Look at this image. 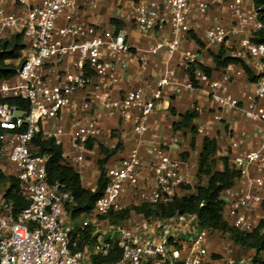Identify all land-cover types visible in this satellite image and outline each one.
<instances>
[{
	"label": "built area",
	"instance_id": "built-area-1",
	"mask_svg": "<svg viewBox=\"0 0 264 264\" xmlns=\"http://www.w3.org/2000/svg\"><path fill=\"white\" fill-rule=\"evenodd\" d=\"M106 1L113 0H14L22 8L18 13L0 7V40L15 34L23 38L14 77L0 80V173L17 182V194L27 203L15 210L6 198L13 192L9 181L0 185V264H218L207 253L210 232L199 229L193 215L161 218L130 211L116 224L102 217L141 204L166 205L194 193L186 189L194 176L179 151V138L150 141L147 123L166 91L175 96L200 91L218 109L237 110L259 126L253 149L240 146L243 131L226 145L224 156L239 176L220 194L223 219L236 231L249 233L264 218V44L251 40L261 28L256 11L245 0H228V24L213 17L202 28L204 47L221 50L230 59L220 78L211 80L197 67L198 50L184 49L182 43L189 39L190 13L206 18L212 1L135 2L129 19L140 33H168L140 50L139 61L161 51L168 61L178 59L153 85L118 90L125 69L120 57L130 51L125 35L113 24L95 27L80 14ZM239 63L254 80L250 91L235 93L233 82L242 74ZM193 66L191 79L179 78ZM9 99L24 101L27 107L8 104ZM95 106L108 119L130 122L136 144L104 166L105 186L90 215L73 218L67 208L69 193L60 183H47V156L37 154L32 139L39 134L42 140H52L64 164L79 166L89 157V144L102 135ZM63 116L68 119L65 125L47 126ZM211 118L222 120L219 114ZM195 131L208 134L207 126ZM101 224H106V232L116 230L117 238L102 243L95 238L78 249L84 233L92 239ZM113 242L120 250L118 258L92 262L94 255H106ZM225 264H264V254L256 261L227 259Z\"/></svg>",
	"mask_w": 264,
	"mask_h": 264
},
{
	"label": "crops",
	"instance_id": "crops-1",
	"mask_svg": "<svg viewBox=\"0 0 264 264\" xmlns=\"http://www.w3.org/2000/svg\"><path fill=\"white\" fill-rule=\"evenodd\" d=\"M34 2L36 0H33ZM145 2L147 0H113L102 3L96 9H82L80 12L82 18L95 27L100 29H108L111 25L110 20H117L121 23V27L118 29L125 35V40L130 48L129 53L120 57V62L125 64V69L122 73L121 83L117 89L121 90L133 84H148L153 83L161 76L164 68L168 64H175L178 56H175L172 60L168 61L167 55L164 51L159 52L155 56L148 57L144 62L139 61V51L150 47L157 39L168 36L165 32L162 35L148 34L144 35L140 33L134 25L130 22L129 13L132 5L135 2ZM212 1L211 9L206 18L201 17L195 11H192L189 15L190 22V34L189 39L182 43V48L188 50H198L199 62L202 67L207 68L210 71L208 75L209 79H219L223 72V67L215 66L213 58L218 55V50L215 48L204 47L202 39V28L206 26L209 19L216 17L223 25L229 22V13L227 10L228 0H207ZM250 6H253L250 0H245ZM0 7L6 11L18 13L22 8L14 2V0H0ZM119 14L121 18H119ZM192 36L200 41L197 44ZM220 59H224L223 54L219 55ZM244 66H246L243 63ZM241 76L234 80L233 90L250 91L252 89V82L247 78L241 64ZM248 69V67H246ZM249 70V69H248ZM180 79L188 78L187 74L183 75L179 73ZM197 109V117L192 121L195 126V130L198 126H207L208 134L206 136L196 133H190L187 129H181L178 131L172 130V124L178 121V115L183 114L187 110ZM95 113L100 118V127L102 131L101 137L90 143V154L86 158L85 162L79 166H71L76 169L80 175L81 185L84 188L93 189L94 183L90 185L88 180L90 172L93 169V159L90 157L98 155L100 147L108 150L115 149L114 155H112L106 165L117 162L123 157L131 148L136 144V137L132 130L130 122H125L117 119H108L103 112L95 106ZM213 114H219L222 118L220 122L213 121L211 116ZM68 121L66 116H63L59 121H51L47 126H53L55 124H66ZM147 138L150 141H164L171 136H177L180 140V149L182 158L189 166V172L192 176L196 175L198 165V154L201 151L202 139L208 137L215 140L216 153L214 155L215 169L222 170L223 163L219 158H225L224 151L227 143L233 136L237 135L240 131L245 132V137L241 140L240 146L244 149L251 150L256 146L258 138V125L248 123L242 115L234 109L225 108L218 109L214 106L200 91L194 93H188L182 91L178 96L173 95L170 91H166L158 102L155 111L150 116L148 123ZM112 132L117 135L118 143L122 144L120 150H117L113 143L109 140V136ZM193 141V147L191 148V142ZM118 146V145H117ZM118 153V156L116 155ZM89 159V160H88ZM226 159V158H225ZM228 161V160H227ZM213 236V235H210ZM209 237L207 242V253L210 257H215L218 264H225L227 259H234L228 256V250L225 249L220 254V250L216 249L213 245V239ZM212 257V258H213ZM236 259V258H235Z\"/></svg>",
	"mask_w": 264,
	"mask_h": 264
},
{
	"label": "trees",
	"instance_id": "trees-1",
	"mask_svg": "<svg viewBox=\"0 0 264 264\" xmlns=\"http://www.w3.org/2000/svg\"><path fill=\"white\" fill-rule=\"evenodd\" d=\"M256 11L257 18L261 23V28L253 33L251 40L256 43L264 44V0H250ZM118 30L121 23L117 20H110ZM197 44L200 41L194 38ZM23 45V38L20 34H15L10 38H2L0 40V80H10L15 75L16 68L20 65V50ZM223 53L218 51V55L214 56L213 61L215 66L223 67L230 61L228 58L220 59L219 55ZM264 62V59H263ZM241 66L250 81L254 80L251 72L241 63ZM207 75L210 71L197 65ZM195 67H191L187 71L188 79L192 78V72ZM3 102V100H0ZM8 104L18 105L21 108H26L27 103L17 99L6 100ZM197 117L195 110H187L183 114L178 115V121L173 122L172 130L178 131L187 129L190 133L195 132V126L192 121ZM32 145L36 147L38 155L47 156L45 163L46 180L48 184L60 183L63 189L70 195V204L67 208L70 210L72 217L76 218L81 215H90L95 200L102 194L105 182L103 179L104 165L108 159L114 155L115 149L108 150L100 147L99 153L102 156L97 159L98 178L93 190L84 188L81 185L80 175L74 167L64 164L60 159V147L54 145L52 140H42L39 134H36L32 139ZM90 147V145H89ZM190 147H193V141ZM217 147L214 139L204 137L202 139L201 151L198 154V165L196 175L204 179V183L196 186L194 193L186 196L175 198L166 205H137L122 209L118 212H110L103 216L102 219H107L109 223L116 224L121 219L129 215L130 211L142 213L146 217H161L169 218L175 214L178 215H193L196 217L199 229H206L211 235L228 234L231 241L239 247L253 250V260H258L260 254H264V218L259 221L255 229L249 233H241L233 229L227 221L222 217L221 192L235 185L239 174L233 170L225 158L222 160V170L215 169L214 155ZM0 180L9 181L10 191L6 194V198L12 203L15 210H19L26 206L24 201L17 194V182L12 178H6L0 173ZM95 237L89 238L88 233H84L81 240L78 242L77 248L81 249L83 243H92ZM120 256V250L116 247L115 242L112 243L110 251L106 255L97 254L92 257V262H112ZM213 257V256H212ZM211 257V258H212ZM212 259H216L213 257Z\"/></svg>",
	"mask_w": 264,
	"mask_h": 264
},
{
	"label": "rangeland",
	"instance_id": "rangeland-1",
	"mask_svg": "<svg viewBox=\"0 0 264 264\" xmlns=\"http://www.w3.org/2000/svg\"><path fill=\"white\" fill-rule=\"evenodd\" d=\"M9 12V11H8ZM117 135L115 132H112L109 136V140L113 143L112 146H115L117 150H120V146L122 144L118 143ZM118 145V146H117ZM118 156V153L116 154ZM102 157V156H101ZM93 159V169L92 173L90 172V185L96 183V180L98 178V170H97V159L99 158L98 155L90 157V159ZM89 160V159H88ZM3 164V163H0ZM92 183V184H91ZM204 183V179L195 175L191 181V184L186 187L187 191L190 192L191 190L195 189L196 186H199ZM6 181L0 180V185L5 186ZM95 187V186H94ZM106 224L99 225V231L94 235V237L98 240L99 243H102L105 240H115L117 238V231H109L106 232ZM105 231V232H104ZM210 239H213V245L218 250H220V254L223 253L225 249L228 250V256L231 258H253V250H248L243 247H239L236 244H234L228 234H214L213 236H210Z\"/></svg>",
	"mask_w": 264,
	"mask_h": 264
}]
</instances>
